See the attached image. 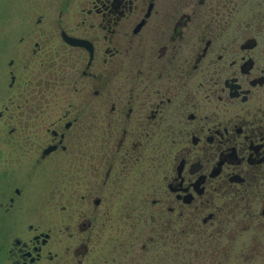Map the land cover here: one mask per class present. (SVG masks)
Returning <instances> with one entry per match:
<instances>
[{"label":"flooded vegetation","instance_id":"flooded-vegetation-1","mask_svg":"<svg viewBox=\"0 0 264 264\" xmlns=\"http://www.w3.org/2000/svg\"><path fill=\"white\" fill-rule=\"evenodd\" d=\"M1 22L0 264H264V0Z\"/></svg>","mask_w":264,"mask_h":264},{"label":"rangeland","instance_id":"rangeland-1","mask_svg":"<svg viewBox=\"0 0 264 264\" xmlns=\"http://www.w3.org/2000/svg\"><path fill=\"white\" fill-rule=\"evenodd\" d=\"M2 25H4V23H3V22H1V23H0V26H2ZM1 28H2V27H1Z\"/></svg>","mask_w":264,"mask_h":264}]
</instances>
